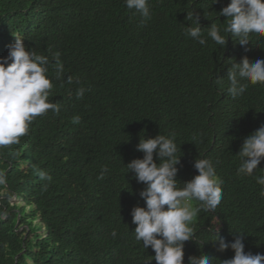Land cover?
Segmentation results:
<instances>
[{"label": "trees", "instance_id": "1", "mask_svg": "<svg viewBox=\"0 0 264 264\" xmlns=\"http://www.w3.org/2000/svg\"><path fill=\"white\" fill-rule=\"evenodd\" d=\"M228 3L148 0L145 21L125 0H0V57L13 36L48 57L47 102L59 106L35 117L19 143L0 147L7 178L0 185V264H150L155 253L136 240L130 215L144 206V185L125 167L143 157L136 145L144 133L174 136L181 146L177 188L198 174L197 157L216 170L221 203L190 223L184 264L202 252L212 264L234 256L212 244L219 227L226 242L243 234L245 252L264 255V196L256 181L264 161L251 176L237 175L236 156L264 125V84L249 83L235 98L227 92L233 63L264 59V36L250 35L240 46L221 31L226 47L212 41L207 28L226 25L217 13ZM193 12L204 45L186 35V27H197ZM79 88L85 92L78 99Z\"/></svg>", "mask_w": 264, "mask_h": 264}, {"label": "clouds", "instance_id": "2", "mask_svg": "<svg viewBox=\"0 0 264 264\" xmlns=\"http://www.w3.org/2000/svg\"><path fill=\"white\" fill-rule=\"evenodd\" d=\"M219 0H214V4ZM125 6L135 10L142 20L150 19L148 0H125ZM225 17L226 25L221 29L211 24L207 36L217 45L226 47L228 39L221 35L230 33L238 37V44L246 46L250 35L264 36V0H229L217 13ZM197 27H186V35L204 45L206 40L202 36L200 18L194 12L191 14ZM14 37V42L7 45V56L0 57V147L19 143V138L26 135L29 125L35 117L47 113L49 110L58 113V104L49 103L48 96L52 88L51 80L46 76L49 59L29 50L24 40ZM57 74L63 72V65L59 62V53H55ZM230 86L228 95L235 98L242 95L248 84H264V59L250 62L245 56L239 63H233L227 71ZM246 83H240V81ZM69 77L67 83L71 84ZM85 89L79 88L77 98H82ZM79 122V117L74 118ZM136 151L143 154L142 158L133 159L125 167L127 174H133L137 183L144 185L139 192L144 206H134L131 209L132 224L135 225V238L142 242L143 247H149L155 253L152 259L156 264H184L185 242L193 240V228L190 223L199 211L215 210L222 200L216 170L207 159L193 162L198 172L191 180L183 183V188H177V174L181 156V146L178 148L174 136L156 135L147 137L144 133ZM236 156L240 157L237 175L251 176L258 165L264 161V125L244 138ZM158 161V162H157ZM108 171L101 169L98 179H103ZM41 179L51 180L45 172L40 171ZM262 186L261 196H264V176L256 177ZM7 178L0 173V185H4ZM186 200L199 201V207L192 210ZM220 227L214 232V243L218 252L231 249L234 256L220 261L221 264H264V255L245 252L243 234H238L229 243L220 236ZM116 235L115 232L112 233ZM214 258L203 252L197 256H189L188 264H212ZM152 261L150 264H152Z\"/></svg>", "mask_w": 264, "mask_h": 264}, {"label": "rangeland", "instance_id": "3", "mask_svg": "<svg viewBox=\"0 0 264 264\" xmlns=\"http://www.w3.org/2000/svg\"><path fill=\"white\" fill-rule=\"evenodd\" d=\"M14 201H18L17 198H15ZM184 203H186L193 210V206H192V204H191V202L189 200H186ZM193 220H194V218H193ZM193 220H192V222H193Z\"/></svg>", "mask_w": 264, "mask_h": 264}]
</instances>
